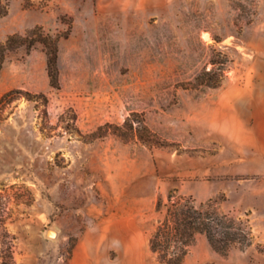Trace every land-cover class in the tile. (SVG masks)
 I'll list each match as a JSON object with an SVG mask.
<instances>
[{"label": "rangeland", "instance_id": "374dc122", "mask_svg": "<svg viewBox=\"0 0 264 264\" xmlns=\"http://www.w3.org/2000/svg\"><path fill=\"white\" fill-rule=\"evenodd\" d=\"M37 28L57 40L58 86L40 44L0 72L14 264H159L148 239L174 189L253 235L226 256L199 236L183 264H264V0H8L0 43ZM215 59L221 85L191 88ZM133 117L159 145L80 138Z\"/></svg>", "mask_w": 264, "mask_h": 264}, {"label": "trees", "instance_id": "16d2710c", "mask_svg": "<svg viewBox=\"0 0 264 264\" xmlns=\"http://www.w3.org/2000/svg\"><path fill=\"white\" fill-rule=\"evenodd\" d=\"M7 9L8 0H0V17L7 14ZM36 44L42 45L46 50L50 84L52 87H57V40L44 34L41 28L25 35L9 36L3 43H0V72L9 54L21 48L29 52ZM225 63L226 61L218 59L211 61L213 68L208 71L204 69L190 85L191 88L220 86L223 81L222 70ZM13 93L10 92L3 96L0 104L6 96ZM20 94L34 102H39L38 98H43V102L46 103L44 95L38 97L30 93ZM109 132L124 141L136 137L145 144L159 145L146 127L144 120L134 119V117L127 119L122 125L105 124L97 128L92 135L80 136V138H83L84 142H89V140L101 139ZM23 196L19 194L16 198L20 200ZM31 201V198L27 197L23 203L30 205ZM161 207L164 208V215L157 221L148 239V248L159 264H183L190 248L199 236L204 237L210 248L221 256L228 255L231 249L243 251L253 244L252 230L249 225L228 214L221 213L211 201L197 203L192 197L177 195V190L174 189L169 192L166 204L162 205L160 200L157 202L156 210L160 211ZM10 219L8 200L0 193V264H14L12 247L15 238L9 235L5 226Z\"/></svg>", "mask_w": 264, "mask_h": 264}, {"label": "bare ground", "instance_id": "6f19581e", "mask_svg": "<svg viewBox=\"0 0 264 264\" xmlns=\"http://www.w3.org/2000/svg\"><path fill=\"white\" fill-rule=\"evenodd\" d=\"M208 38H209L208 35H207V34H204V39L208 40ZM54 235H55L54 232H49V233H48V236H49L50 238H53Z\"/></svg>", "mask_w": 264, "mask_h": 264}]
</instances>
